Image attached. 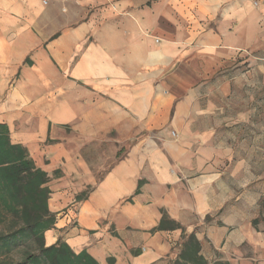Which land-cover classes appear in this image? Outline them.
<instances>
[{
  "label": "crops",
  "instance_id": "crops-1",
  "mask_svg": "<svg viewBox=\"0 0 264 264\" xmlns=\"http://www.w3.org/2000/svg\"><path fill=\"white\" fill-rule=\"evenodd\" d=\"M260 78L264 102V0H0V124L49 177V212L76 211L45 246L168 264L192 237L205 262L264 264L240 96Z\"/></svg>",
  "mask_w": 264,
  "mask_h": 264
},
{
  "label": "trees",
  "instance_id": "trees-1",
  "mask_svg": "<svg viewBox=\"0 0 264 264\" xmlns=\"http://www.w3.org/2000/svg\"><path fill=\"white\" fill-rule=\"evenodd\" d=\"M48 181L47 174L34 166L26 149L10 142L7 127L0 124V199L7 196L13 203L20 201L24 221L21 229L27 227L33 236H38L37 253L27 255L19 264H98L85 251L75 253L64 242L45 246L44 233L53 229L57 220L47 208ZM36 197L42 200L39 213H36ZM189 240L194 242L191 254L197 253L198 243L192 237Z\"/></svg>",
  "mask_w": 264,
  "mask_h": 264
},
{
  "label": "rangeland",
  "instance_id": "rangeland-1",
  "mask_svg": "<svg viewBox=\"0 0 264 264\" xmlns=\"http://www.w3.org/2000/svg\"><path fill=\"white\" fill-rule=\"evenodd\" d=\"M261 78L259 84L255 86L254 93L242 94L240 96H255L253 98L252 110L254 115L249 118V124H253L255 129L254 137V155L262 156L263 150L260 149L261 140L258 136L261 135L258 131L264 127V102L260 100L262 96L260 91ZM246 90V87L244 88ZM258 91V92H257ZM243 108V107H242ZM241 108V110H242ZM22 203H13L9 197L5 200L0 199V264H19L22 260L30 254H36L38 248V236H33L32 232L27 229H21L24 226L22 216ZM42 206L41 198L36 197V213L40 212ZM31 208H33L31 206ZM32 213V215L36 214ZM186 248L181 252L175 261L168 264H211L205 262L197 253L191 254L194 242L186 240ZM179 258H181L179 260ZM201 258V259H200ZM223 264V263H220Z\"/></svg>",
  "mask_w": 264,
  "mask_h": 264
},
{
  "label": "built area",
  "instance_id": "built-area-1",
  "mask_svg": "<svg viewBox=\"0 0 264 264\" xmlns=\"http://www.w3.org/2000/svg\"><path fill=\"white\" fill-rule=\"evenodd\" d=\"M157 42V40H155ZM76 215V211H74L72 208L62 212L61 214L58 215L57 219L63 218L65 219L68 223H72L74 221V216Z\"/></svg>",
  "mask_w": 264,
  "mask_h": 264
}]
</instances>
